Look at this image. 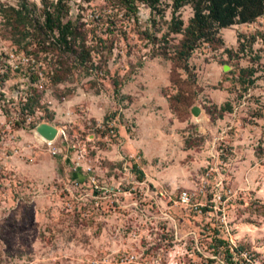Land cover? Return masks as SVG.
<instances>
[{
  "label": "rangeland",
  "instance_id": "374dc122",
  "mask_svg": "<svg viewBox=\"0 0 264 264\" xmlns=\"http://www.w3.org/2000/svg\"><path fill=\"white\" fill-rule=\"evenodd\" d=\"M60 5L75 58L0 12V264H218L227 234L264 264V9L185 56L189 5Z\"/></svg>",
  "mask_w": 264,
  "mask_h": 264
},
{
  "label": "trees",
  "instance_id": "16d2710c",
  "mask_svg": "<svg viewBox=\"0 0 264 264\" xmlns=\"http://www.w3.org/2000/svg\"><path fill=\"white\" fill-rule=\"evenodd\" d=\"M116 1L121 3L126 10L134 11V0ZM144 1L148 7H153L159 0ZM183 5H189L191 8V17L184 28L185 36L181 42L186 56L198 41L207 43L219 41L220 38L216 35L218 29L227 28L236 23L252 22L261 15L264 9V0H171L170 31L174 33L180 32L181 28V20L175 16V12ZM22 10H26L25 0H21L16 8L0 6V12L5 14L6 19L12 21L10 25L14 29H17L19 23H28L29 26H34L39 34L50 36V42L45 39L39 40L41 44L47 43L42 49L48 50L47 45L50 44V47L58 48L59 51L69 54L73 58L77 57V48L71 41L76 33L82 32H80L76 20L62 21L64 8L63 5H60V0L43 7L41 21L36 16L27 18V14L25 15ZM247 82L252 83V80H247Z\"/></svg>",
  "mask_w": 264,
  "mask_h": 264
},
{
  "label": "built area",
  "instance_id": "2783aa9c",
  "mask_svg": "<svg viewBox=\"0 0 264 264\" xmlns=\"http://www.w3.org/2000/svg\"><path fill=\"white\" fill-rule=\"evenodd\" d=\"M192 199V194L187 191H182L178 194V201L184 204H188ZM226 242L227 252H225L219 259L218 264H260L259 261L253 257L252 254L242 251L237 248L232 240L231 236L227 234V237L223 238ZM212 249V247L210 248ZM132 256H130L131 259ZM176 257L168 258V262L166 264H182V259H175ZM213 256H209V258H205L204 262L207 264ZM211 262V261H210Z\"/></svg>",
  "mask_w": 264,
  "mask_h": 264
},
{
  "label": "water",
  "instance_id": "95a60500",
  "mask_svg": "<svg viewBox=\"0 0 264 264\" xmlns=\"http://www.w3.org/2000/svg\"><path fill=\"white\" fill-rule=\"evenodd\" d=\"M198 112H199V108L197 106H192L190 108V113L193 116H196L198 114ZM34 131L42 139L47 140V141H51L54 138L57 130L51 124H48L45 122H39L35 125Z\"/></svg>",
  "mask_w": 264,
  "mask_h": 264
},
{
  "label": "bare ground",
  "instance_id": "6f19581e",
  "mask_svg": "<svg viewBox=\"0 0 264 264\" xmlns=\"http://www.w3.org/2000/svg\"><path fill=\"white\" fill-rule=\"evenodd\" d=\"M36 133V132H35ZM39 136V135H38ZM40 137V136H39ZM41 138V137H40ZM42 139V138H41ZM44 140V139H43ZM47 141V140H46Z\"/></svg>",
  "mask_w": 264,
  "mask_h": 264
}]
</instances>
